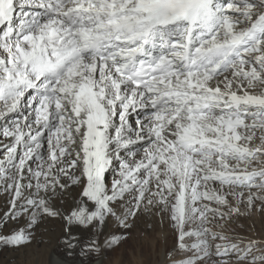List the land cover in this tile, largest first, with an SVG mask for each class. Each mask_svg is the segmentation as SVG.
I'll list each match as a JSON object with an SVG mask.
<instances>
[{"label":"snow or ice","instance_id":"obj_1","mask_svg":"<svg viewBox=\"0 0 264 264\" xmlns=\"http://www.w3.org/2000/svg\"><path fill=\"white\" fill-rule=\"evenodd\" d=\"M0 121V247H26L38 219L61 216L39 193L68 177L81 201L67 225L127 227L146 202L175 225L171 264L264 261L255 241L208 227L240 215L237 188L264 203V0H0ZM131 193L118 216L112 202Z\"/></svg>","mask_w":264,"mask_h":264},{"label":"rangeland","instance_id":"obj_2","mask_svg":"<svg viewBox=\"0 0 264 264\" xmlns=\"http://www.w3.org/2000/svg\"><path fill=\"white\" fill-rule=\"evenodd\" d=\"M46 150L47 149L45 145V148L43 149L45 154ZM46 158L47 157L45 155V159ZM38 163L39 162L36 160L34 164L30 162L29 166L33 170H36ZM78 171L79 170L77 169L72 170L73 173L75 172V175H77L76 173H78ZM28 173L32 174L31 172ZM113 176H115L113 173H105L106 185H108L110 182L109 178ZM61 178H63L61 180L63 182L61 183L67 184L68 188H74L73 192L76 193V196L77 194L79 196L81 187L79 185L72 184L68 180V177ZM66 181H68V183ZM61 191H55V195L50 202L51 204L49 203L52 208L61 213V216L51 218L44 216L43 219H38L37 224H44L46 219L49 218L51 219L50 221L53 226V232L62 225L68 229L78 231L80 233V237L82 238L80 255L86 254L90 260H94V254L102 252L104 257L102 260L97 262L98 264H171V261L174 258L176 260L182 258L183 253H181V256H177L175 252H173V246L176 240L175 225L169 219L167 212L161 210L162 206L147 205L146 202L143 206V208H146V210H141L137 213V215L128 217L126 221V224L128 225L127 227L120 224L118 221L116 223L115 217H110L112 218L111 220L115 222L114 225H109L110 232L107 239L108 243L102 248H93L91 251H89L86 246L93 243L95 244L100 238L102 232V223L97 227H84L78 224L67 225L62 217L68 216L71 212L69 202L66 200L69 196H65ZM235 191L244 192L243 199L238 200L234 196L229 197L231 203L240 208V215H232L231 219L228 220H216L212 224H209L208 227H211L214 231L223 232L224 235H226L233 243L242 242L241 247H244V245L250 240L255 241L256 243L255 247L252 249V254H264V203H262L260 199H256L254 206L249 207L247 202L249 189L237 188ZM251 191L256 192L257 195H260V190L256 188L251 189ZM133 195L134 193L126 194L124 199L118 203L112 202L113 207L116 211H118L117 215L120 213L123 214L126 209L131 207ZM9 197L10 194H7L8 199ZM3 206H5L4 203L0 206V208ZM75 209L76 208H73V210ZM26 217L27 216L23 218ZM113 236L117 238V242L111 244L109 243V240ZM42 243L44 242H38L34 245L31 242L26 246L27 249H22V247L17 246L0 247V264H11L15 259L13 257V259L7 260V262H5V253H15L16 259L18 256L21 257L23 254L25 257H27L32 253H37L42 248ZM214 243H221V241L217 240ZM169 253H172V255L170 256ZM56 255L57 254H52L51 259L52 257H57ZM223 259H228V257L213 256L211 258L210 264H215V261ZM231 264H237L234 254L231 257ZM239 264H252L251 255L246 260L240 261ZM255 264H264V261L258 260L255 262Z\"/></svg>","mask_w":264,"mask_h":264},{"label":"bare ground","instance_id":"obj_3","mask_svg":"<svg viewBox=\"0 0 264 264\" xmlns=\"http://www.w3.org/2000/svg\"><path fill=\"white\" fill-rule=\"evenodd\" d=\"M27 111L28 110H26V109H22L20 113L11 114L9 116L8 123H10L12 120L16 119L17 116L26 114ZM4 123H5L4 121H0V124H4ZM0 142L7 143L8 142V138L0 137ZM139 146L140 145H138L137 147H139ZM121 154L124 157L128 156V150H122ZM35 161H36V159L34 158L30 162H32V164H34ZM105 173H113L115 175V176L109 178L110 182H109L108 186L110 187L111 182L114 179L118 178V164L117 163H113L105 171ZM73 174H75V172ZM76 174L79 175L80 174L79 171ZM62 179L63 178H61V180ZM68 180L70 181V179H68ZM29 182H31L33 185H35V183H36L35 179H33V177H32V174L26 172L25 176H24V179L21 181V183L23 185H27ZM41 182H43V178H41ZM61 182H63V181H61ZM66 182L68 183V181H66ZM73 189L74 188H70V187L69 188L67 187L63 191H61V189H59V188L56 189V192H60L61 191V192H63V194L65 196H67V195L69 196L68 198L66 197L67 198L66 200H67V202H69L70 211H72L73 208H77L78 205L80 204V201H81V197L78 196V194L76 196V193L73 192L74 191ZM23 192H24V195L26 197L31 194L33 198H36L35 187H33V188L25 187L23 189ZM39 195L40 196H44L48 200V203H50L52 198L54 197V195L51 193V190H49V192H47V193L41 191L39 193ZM9 199H10V197H9ZM7 200H8L7 194L1 192L0 193V206L3 203L5 205ZM90 205H91V202H88V206L89 207H90ZM116 212H118V211H116ZM118 216H122V213H120ZM27 219H28V217L23 218V220L21 221V224L23 225V221L27 220ZM111 219L112 218H110V217H106L105 221L102 223V232H101L100 238L95 243V245H97L100 248H102L104 245H106L108 243L107 239L109 237L108 234L110 232L109 231L110 230L109 229V225L110 226H111V224L114 225L115 221L117 223V219L115 221H112ZM50 220L51 219L48 218V219H46V222L44 224L33 225V228L31 229L32 234L35 237V239L32 241V243L35 245L38 242H44V243H42V248L37 253H32V254H30L27 257H25V255L23 254L21 257L18 256L17 259H16L15 253L8 252V253L4 254L5 262H7V260L13 259V257H14L15 259L13 260V262L11 264H98L97 262L99 260L103 259L104 256L102 255V252L95 253L94 254V257H95L94 260H90L88 255H86V254L85 255H83V254L80 255V250H81L80 247L82 245V242H81L82 238L79 235L80 233L78 231L68 229L64 225L58 227L57 230H55L53 232L52 231L53 226H52V223H51ZM9 227H11V225H9ZM66 228H67V233L65 232ZM66 236H70L71 242L75 245L74 248L69 249L66 246V244L64 242V239H63ZM24 248L27 249V247H22V249H24ZM52 254L53 255L57 254L56 255L57 257H52V259H51V255Z\"/></svg>","mask_w":264,"mask_h":264}]
</instances>
